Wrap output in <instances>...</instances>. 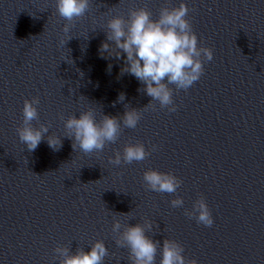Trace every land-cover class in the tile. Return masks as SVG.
Segmentation results:
<instances>
[{"label":"water","instance_id":"water-1","mask_svg":"<svg viewBox=\"0 0 264 264\" xmlns=\"http://www.w3.org/2000/svg\"><path fill=\"white\" fill-rule=\"evenodd\" d=\"M0 264H264V0H0Z\"/></svg>","mask_w":264,"mask_h":264}]
</instances>
